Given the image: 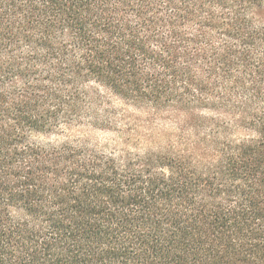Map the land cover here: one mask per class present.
<instances>
[{
  "label": "trees",
  "instance_id": "obj_1",
  "mask_svg": "<svg viewBox=\"0 0 264 264\" xmlns=\"http://www.w3.org/2000/svg\"><path fill=\"white\" fill-rule=\"evenodd\" d=\"M0 264H264V0H0Z\"/></svg>",
  "mask_w": 264,
  "mask_h": 264
},
{
  "label": "rangeland",
  "instance_id": "obj_2",
  "mask_svg": "<svg viewBox=\"0 0 264 264\" xmlns=\"http://www.w3.org/2000/svg\"><path fill=\"white\" fill-rule=\"evenodd\" d=\"M117 110L118 112H122V110H127L130 113H138V112H133V110L131 109H126L124 108L122 105L117 104ZM140 113V112H139ZM158 129L163 130V129H168L167 127H159ZM81 135H86L87 137L91 138L93 141H98L101 143H107L108 145H110V147H113L116 138L112 135L113 133L108 132V131H82ZM139 144V143H138ZM136 144L137 147H139V145ZM149 144L148 141H143L142 143H140V147H145Z\"/></svg>",
  "mask_w": 264,
  "mask_h": 264
}]
</instances>
